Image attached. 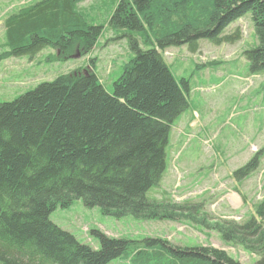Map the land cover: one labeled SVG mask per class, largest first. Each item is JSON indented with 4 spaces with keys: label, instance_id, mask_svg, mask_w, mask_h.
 Segmentation results:
<instances>
[{
    "label": "trees",
    "instance_id": "obj_1",
    "mask_svg": "<svg viewBox=\"0 0 264 264\" xmlns=\"http://www.w3.org/2000/svg\"><path fill=\"white\" fill-rule=\"evenodd\" d=\"M81 1L39 0L9 14L4 19L7 51L0 60L45 47L56 50L52 60L90 52L101 27L86 22L77 9ZM247 12L257 45L244 55L251 72L263 74L264 0H119L110 22L129 31L128 47L135 55L111 91L93 70L84 74L81 68L0 102V264H109L114 259L241 264L212 246L181 247L164 238L132 240L100 231L92 232L99 239L94 249L53 224L49 215L81 200L86 208L98 206L115 218L204 223L195 217L196 207L190 212L186 205L146 196L165 171L170 125L187 107L163 52L186 45L194 53L201 39L234 43L239 30L223 32ZM89 62L92 69L95 59ZM263 153L256 152L233 176L247 177ZM211 225L225 242L237 241L258 256L255 264H264V197L245 222Z\"/></svg>",
    "mask_w": 264,
    "mask_h": 264
},
{
    "label": "rangeland",
    "instance_id": "obj_2",
    "mask_svg": "<svg viewBox=\"0 0 264 264\" xmlns=\"http://www.w3.org/2000/svg\"><path fill=\"white\" fill-rule=\"evenodd\" d=\"M36 1L39 0H0V54L7 51L4 19ZM118 1L78 3L77 9L86 22L101 27L90 52L52 60L49 57L56 50L45 47L33 55L0 60V102L12 101L41 83L85 68L89 58L95 59L93 71L111 91L112 82L135 55L128 47L129 31L110 22ZM236 29L241 36L234 43L214 44L201 39L194 53L186 45L163 52L165 63L185 93L187 107L170 125L165 171L146 196L171 205H186L190 212L196 207L195 217H203L208 226L186 219L142 220L132 215L115 218L104 215L98 206L86 208L81 200L52 211L49 220L53 224L94 249H98L99 239L92 232L100 231L132 240L164 238L181 247L212 246L241 264L256 263L258 256L254 252L237 241L225 242L211 225L245 222L264 197V153L256 170L247 177L233 176L256 152L264 150V73L251 72L244 55L245 50L257 45L249 12L231 22L223 34L230 35ZM109 264L128 263L114 259Z\"/></svg>",
    "mask_w": 264,
    "mask_h": 264
},
{
    "label": "water",
    "instance_id": "obj_3",
    "mask_svg": "<svg viewBox=\"0 0 264 264\" xmlns=\"http://www.w3.org/2000/svg\"><path fill=\"white\" fill-rule=\"evenodd\" d=\"M74 56H79V53H78V52H76V54H75V55H73V57H74Z\"/></svg>",
    "mask_w": 264,
    "mask_h": 264
}]
</instances>
